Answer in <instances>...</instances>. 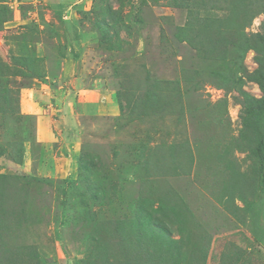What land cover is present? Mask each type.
I'll list each match as a JSON object with an SVG mask.
<instances>
[{
	"label": "rangeland",
	"instance_id": "obj_1",
	"mask_svg": "<svg viewBox=\"0 0 264 264\" xmlns=\"http://www.w3.org/2000/svg\"><path fill=\"white\" fill-rule=\"evenodd\" d=\"M191 8L0 0V264H264V0Z\"/></svg>",
	"mask_w": 264,
	"mask_h": 264
},
{
	"label": "trees",
	"instance_id": "obj_2",
	"mask_svg": "<svg viewBox=\"0 0 264 264\" xmlns=\"http://www.w3.org/2000/svg\"><path fill=\"white\" fill-rule=\"evenodd\" d=\"M193 1V0H192ZM192 1L191 0H174L175 7H184L188 10L189 17H188V23L187 26H182L181 28L187 33L190 29L191 24L193 21H196L195 18H193V12H192ZM192 12V13H191ZM255 36L257 39L262 43L263 47V54L260 52L256 53V60L258 63L257 68L248 74V79L252 82H255L259 89L262 92L261 98H255L250 97L248 100L249 103L246 105L245 111L247 113V117L257 116L258 118L264 117V66L262 67V64H264V34L256 33ZM184 41L191 42V39H184ZM232 43V41L225 40L224 43L220 44V48L226 47L228 44ZM218 44V43H217ZM223 46V47H222ZM255 46L250 43V39L243 36V47L242 51L245 53L249 49H254ZM262 56V58H260ZM257 127L255 126V129L258 133V138L255 142V148L253 150L254 153L258 154L261 158V162L264 164V126H261V120L257 121L256 123Z\"/></svg>",
	"mask_w": 264,
	"mask_h": 264
},
{
	"label": "built area",
	"instance_id": "obj_3",
	"mask_svg": "<svg viewBox=\"0 0 264 264\" xmlns=\"http://www.w3.org/2000/svg\"><path fill=\"white\" fill-rule=\"evenodd\" d=\"M217 90V89H216ZM219 97H217L216 99H218Z\"/></svg>",
	"mask_w": 264,
	"mask_h": 264
}]
</instances>
